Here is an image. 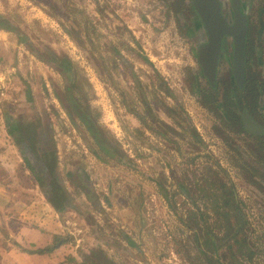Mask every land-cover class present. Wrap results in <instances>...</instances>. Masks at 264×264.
Returning <instances> with one entry per match:
<instances>
[{"label":"rangeland","instance_id":"1","mask_svg":"<svg viewBox=\"0 0 264 264\" xmlns=\"http://www.w3.org/2000/svg\"><path fill=\"white\" fill-rule=\"evenodd\" d=\"M219 1L231 14V0ZM240 2L249 31L237 95L228 41L213 88L200 72L190 0H0L8 226L56 230L57 213L65 229L52 244L79 264H264V135L237 119L246 111L264 130V0ZM39 134L55 154L62 211L16 149L25 143L42 160Z\"/></svg>","mask_w":264,"mask_h":264},{"label":"water","instance_id":"2","mask_svg":"<svg viewBox=\"0 0 264 264\" xmlns=\"http://www.w3.org/2000/svg\"><path fill=\"white\" fill-rule=\"evenodd\" d=\"M192 6L202 24L206 41L199 47L198 64L202 72L214 87L217 67L223 51L224 43H231V71L238 88H242L245 80V48L247 39L248 18L241 9L240 0H231L232 21L228 24L220 10L218 0H193ZM0 23V28H3ZM80 122L92 136L99 149L108 157L113 154L100 141L95 126L76 108ZM244 123V130L251 135H259L263 131L248 115Z\"/></svg>","mask_w":264,"mask_h":264},{"label":"crops","instance_id":"3","mask_svg":"<svg viewBox=\"0 0 264 264\" xmlns=\"http://www.w3.org/2000/svg\"><path fill=\"white\" fill-rule=\"evenodd\" d=\"M1 37L0 39H5L4 36ZM5 47H7V45H5ZM2 79L3 78H1L0 81H2ZM30 102H32L31 99ZM0 135H2L1 132ZM2 149L3 144L0 145V154L3 153ZM16 149L19 153L17 147ZM7 159L11 161L12 157L9 156ZM42 197L44 201L47 200L44 194ZM0 202L3 205L1 198ZM9 214L14 215L11 213V210L8 209H4L3 212H0V222H3L5 225L1 226L2 228L0 227V264H79V260L72 252H68L71 254L70 257L67 256V251L63 252L64 246H54L52 244V238H56V236L60 235L65 229L62 227V224H60L57 213L55 216V224H58L59 228L56 230H52L48 227L41 228V226H31L23 220H18V226L16 227L13 226V224L8 226V221H11V218L8 216ZM12 220L15 219L12 217ZM70 259H72L73 262H69Z\"/></svg>","mask_w":264,"mask_h":264},{"label":"flooded vegetation","instance_id":"4","mask_svg":"<svg viewBox=\"0 0 264 264\" xmlns=\"http://www.w3.org/2000/svg\"><path fill=\"white\" fill-rule=\"evenodd\" d=\"M218 2H219V4H220V10H221V13L223 14V17L225 18V20H226V22L228 23V24H230L231 23V21H232V9H231V14H228L226 11H224V9H223V5L220 3V1L218 0ZM192 3H193V0H190V4H189V8H190V11L192 12V14L194 15V17H195V20L193 21V29H194V34H195V36H196V39H197V41H199V40H201L200 42H199V44L197 43V62H198V53H199V47H200V45L202 44V43H204L205 41H206V36H205V33H204V30H203V27H202V24H201V22H200V19H199V17L196 15V12H195V10H194V8H193V6H192ZM248 31H249V24L247 25V35H248ZM196 41V42H197ZM246 41H247V39H246ZM247 46H246V48H245V65H246V62H247ZM220 62V61H219ZM263 67H264V62L262 61V62H259ZM46 64H48L49 65V63H47L46 62ZM198 66H199V64H198ZM199 69H200V72L202 73V75H203V77L205 78V76H204V74H203V72H202V69L200 68V66H199ZM206 79V78H205ZM206 81H207V79H206ZM208 82V81H207ZM209 83V82H208ZM210 85V84H209ZM243 85H244V83H243ZM211 86V85H210ZM237 86V85H236ZM212 87V86H211ZM213 88V87H212ZM236 89H238V90H240V88H238V87H236ZM229 98H231L230 97V95L228 96V99ZM224 106H225V103H224V105H223V108H224ZM247 115L250 117V115L246 112V111H244V112H242L241 114H239L238 116H237V119L239 120V123H241V125H242V127H243V129H244V123L245 122H247L246 121V118H247ZM251 118V117H250ZM236 119V118H235ZM252 119V118H251ZM255 123H257L254 119H252ZM80 121V120H79ZM258 124V123H257ZM259 125V124H258ZM260 126V125H259ZM261 127V126H260ZM262 129V128H261ZM17 130V129H16ZM11 131H13V129L11 130ZM262 131H264L263 129H262ZM49 133H46V135H48ZM46 135L44 134V135H40L39 134V136H38V139L40 140V142H42V144L41 143H39V145H41L42 146V149H40V151H41V153H44L45 152V139H46ZM259 135H264V132H262L261 134H259ZM13 136H14V132H13ZM12 136V137H13ZM51 135H48V137H50ZM43 140H42V139ZM47 140V139H46ZM39 142V141H38ZM17 148H18V150H19V153H20V155L22 156V154H25V155H27V157L29 158L28 160H29V162H30V164H31V166L34 168V170H35V172L38 174V176H41L43 179H44V181H42L41 180V183H39L37 180H36V178L34 177V179L37 181V183L40 185V187L42 188V192H43V194H44V191L46 190V173L48 174H52V168H51V165L49 164V162L48 161H46L45 159H42V160H37V158H35L36 156L34 155V153L32 152V150L30 149L31 147L29 146V145H27V144H25V143H22V144H19L18 146H17ZM21 150H22V152H21ZM38 150V149H37ZM24 162H25V164H26V161L24 160ZM56 164V163H55ZM27 166V165H26ZM54 167V166H53ZM30 171V170H29ZM31 172V171H30ZM53 172H54V170H53ZM79 173V175H83L82 174V172H78ZM31 174H33L32 172H31ZM53 176V178H54V175H52ZM43 182V183H42ZM45 196V195H44ZM223 206H225V204L223 205Z\"/></svg>","mask_w":264,"mask_h":264},{"label":"trees","instance_id":"5","mask_svg":"<svg viewBox=\"0 0 264 264\" xmlns=\"http://www.w3.org/2000/svg\"><path fill=\"white\" fill-rule=\"evenodd\" d=\"M246 7L245 6H241V9L243 10V9H245ZM236 92H237V95H240L241 93H242V91H240V90H238V89H236ZM8 132H9V134L11 135V136H13V132L12 131H10L9 129H8ZM252 137V136H251ZM261 145H263L264 146V142L263 143H261ZM21 152H22V150H21ZM51 154L50 153H48V151H47V148H46V150H45V152L44 153H42V156H43V158L42 159H45L46 161H48L49 162V164L51 165V168H52V172H53V166H55V160H54V158H55V154L53 153L52 154V158H51V156H50ZM47 157V158H46ZM22 159L23 160H25L26 161V165H27V168H28V170H30L32 173H33V175H34V177L36 178V180L39 182V183H41V180L42 181H44V179L41 177V176H38V174L35 172V170H34V168L31 166V164H30V162H29V158L27 157V155H25V154H22ZM52 175H54V174H47L46 173V190L44 191V195H45V197H46V199H47V201L57 210V211H62L66 206H67V201H66V197L64 196V193H63V191H61V190H59V188L56 186V185H54V184H52L51 182L53 181V176ZM43 183V182H42ZM230 191V190H229ZM223 204H225V206L226 207H234L235 206V202H234V200L233 199H231V200H229V199H224L223 200ZM220 207H223L222 205L221 206H219V208ZM235 219V220H237V222H236V224H241V225H244V222H243V218H242V216L241 215H239V214H237V215H235V216H229L227 213H226V222L228 223V224H230V219ZM234 241L238 244V243H240V245L241 246H243V245H245L246 244V239H245V237H242V238H240V239H238V237L236 236V234H235V236H234ZM248 251H249V248L247 249ZM250 255V257L252 256V253H250L249 254ZM69 262H73V260L72 259H70L69 260Z\"/></svg>","mask_w":264,"mask_h":264}]
</instances>
